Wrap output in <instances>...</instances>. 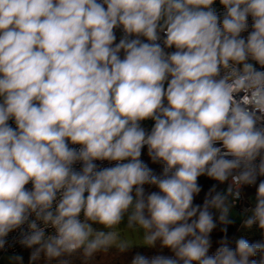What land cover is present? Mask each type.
<instances>
[{
  "label": "clouds",
  "instance_id": "clouds-1",
  "mask_svg": "<svg viewBox=\"0 0 264 264\" xmlns=\"http://www.w3.org/2000/svg\"><path fill=\"white\" fill-rule=\"evenodd\" d=\"M242 201L237 231L260 240L228 234ZM16 247L264 264V0H0V252Z\"/></svg>",
  "mask_w": 264,
  "mask_h": 264
},
{
  "label": "trees",
  "instance_id": "trees-1",
  "mask_svg": "<svg viewBox=\"0 0 264 264\" xmlns=\"http://www.w3.org/2000/svg\"><path fill=\"white\" fill-rule=\"evenodd\" d=\"M219 5V4H217ZM119 35V33H118ZM146 162L150 163L149 158L146 155V149L144 152V155L142 157ZM150 166L154 167L156 169L157 172H159L161 169L159 166L157 165H151ZM202 182L205 183V185H207L206 181H203L202 178ZM249 194H252L255 192L254 188H249L247 189ZM238 223L235 222L233 225H229L228 226V234L230 236L232 235H241L238 231ZM214 238H219L222 233L220 232H215L214 234ZM251 242L257 241L261 239L260 233L258 231V233L252 235V236H247ZM136 252H140L143 255H146L148 257H151L152 255L158 254L156 250H150V249H146V248H140V249H133L132 251L125 253V254H119L117 252L116 249H112L108 254L106 255H99L95 258V262L94 264H129L130 260L132 259V256L136 253ZM166 255H170V253L167 250H164V253ZM24 257V264H28V259H29V252L26 250L25 253L23 254ZM258 258V257H257ZM74 264H80V261L77 259H74Z\"/></svg>",
  "mask_w": 264,
  "mask_h": 264
},
{
  "label": "built area",
  "instance_id": "built-area-1",
  "mask_svg": "<svg viewBox=\"0 0 264 264\" xmlns=\"http://www.w3.org/2000/svg\"><path fill=\"white\" fill-rule=\"evenodd\" d=\"M218 8V10H220V6L217 5L216 6ZM145 126L150 128L151 127V124L152 122L151 121H146L144 122ZM105 164H107V162H104ZM250 195H254V193L250 194ZM246 202L242 201L240 204L237 205L236 209L234 210L233 212V218L235 219V221L238 223V227H239V224H240V218L236 215V213H238L240 211V209L245 206ZM240 234H243V235H246V236H252L256 233H258V231L254 228L253 230H251L250 232H246V233H242V232H239ZM26 250L24 249H21L19 247H16L14 249H10L8 253H4V252H0V257L2 255H5V254H11L12 252H16V253H19V254H24ZM0 264H3L1 262V258H0Z\"/></svg>",
  "mask_w": 264,
  "mask_h": 264
},
{
  "label": "rangeland",
  "instance_id": "rangeland-1",
  "mask_svg": "<svg viewBox=\"0 0 264 264\" xmlns=\"http://www.w3.org/2000/svg\"><path fill=\"white\" fill-rule=\"evenodd\" d=\"M22 254V253H21ZM7 255L8 254H5V255H2L0 258H1V262L3 263V264H8V261H7ZM23 255V254H22Z\"/></svg>",
  "mask_w": 264,
  "mask_h": 264
}]
</instances>
